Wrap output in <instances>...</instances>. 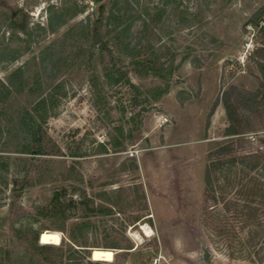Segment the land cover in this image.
<instances>
[{"label": "rangeland", "instance_id": "obj_1", "mask_svg": "<svg viewBox=\"0 0 264 264\" xmlns=\"http://www.w3.org/2000/svg\"><path fill=\"white\" fill-rule=\"evenodd\" d=\"M263 23L264 0H0V264H264L249 160L205 200L215 147L264 162ZM230 85L256 93L232 133Z\"/></svg>", "mask_w": 264, "mask_h": 264}, {"label": "trees", "instance_id": "obj_2", "mask_svg": "<svg viewBox=\"0 0 264 264\" xmlns=\"http://www.w3.org/2000/svg\"><path fill=\"white\" fill-rule=\"evenodd\" d=\"M104 12V3L99 5V15L98 18L95 20V23H99V19L102 18ZM19 13L17 10L11 11V17L15 20V16ZM17 21V20H15ZM98 25H94V29L97 30ZM221 101L226 109V114L229 120L228 125V133H232V124H233V112H232V105L233 102L236 103H243L246 106L253 105L256 103V93L254 92H245L241 88L230 85L226 89L222 91ZM249 142L248 137L238 136L234 139H231L221 145L215 147L212 151H210V168H208L205 178L206 183V192H208V196H206V202H209L207 206H215L218 202L217 196L215 195V181H218L224 175H227V171H229L230 166H234L236 162L244 163L245 161L249 160V163L243 167H248L252 170H256L259 173L261 180L259 179L258 182L264 184V162L262 158V154L258 153L254 149H246V144ZM36 152H42L40 145L36 146ZM228 164V168H226V172H223L224 164ZM218 170V171H217ZM214 171V173H212ZM220 192H221V187ZM224 191V190H222ZM209 197V198H208ZM58 194L54 197V200L58 201ZM247 206V205H244ZM251 208L247 206V210L249 211ZM240 214V213H239ZM234 214L233 218L235 221H239L238 215ZM261 234V231L250 229L249 233L246 237L247 242L250 245H253L255 239L258 235ZM24 240H27V236H22ZM37 235L32 238V246L36 249L42 251L44 248H47L49 245L47 243H38Z\"/></svg>", "mask_w": 264, "mask_h": 264}, {"label": "water", "instance_id": "obj_3", "mask_svg": "<svg viewBox=\"0 0 264 264\" xmlns=\"http://www.w3.org/2000/svg\"><path fill=\"white\" fill-rule=\"evenodd\" d=\"M20 16H21V13H18L15 16V20L19 21ZM263 26H264V23H263ZM262 69H263V72H264V66L262 67ZM196 238L198 240V245H199V248H200L199 260L200 261H206L211 256V252L208 249L206 243L204 242L203 238L200 235H196Z\"/></svg>", "mask_w": 264, "mask_h": 264}, {"label": "built area", "instance_id": "obj_4", "mask_svg": "<svg viewBox=\"0 0 264 264\" xmlns=\"http://www.w3.org/2000/svg\"><path fill=\"white\" fill-rule=\"evenodd\" d=\"M168 121V118L166 116L162 117V121L160 122L165 123ZM165 257L164 255H162L161 253H159L158 255L152 257L146 264H160L161 260H163Z\"/></svg>", "mask_w": 264, "mask_h": 264}, {"label": "bare ground", "instance_id": "obj_5", "mask_svg": "<svg viewBox=\"0 0 264 264\" xmlns=\"http://www.w3.org/2000/svg\"><path fill=\"white\" fill-rule=\"evenodd\" d=\"M144 227V229H145V232L147 233V234H150V233H152V230H151V228L149 227V226H147V225H144L143 226ZM142 227V228H143ZM143 234V233H142ZM137 235V234H136ZM132 237V236H131ZM91 251H92V249H91Z\"/></svg>", "mask_w": 264, "mask_h": 264}]
</instances>
